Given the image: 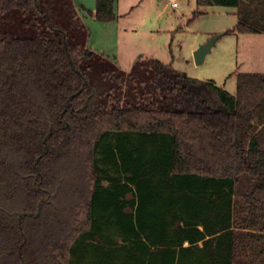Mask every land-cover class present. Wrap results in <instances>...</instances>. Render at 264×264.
I'll return each mask as SVG.
<instances>
[{
	"label": "trees",
	"instance_id": "trees-1",
	"mask_svg": "<svg viewBox=\"0 0 264 264\" xmlns=\"http://www.w3.org/2000/svg\"><path fill=\"white\" fill-rule=\"evenodd\" d=\"M195 3L264 35V0ZM80 11L0 0V264H264V74L231 95L153 58L123 71Z\"/></svg>",
	"mask_w": 264,
	"mask_h": 264
},
{
	"label": "rangeland",
	"instance_id": "rangeland-1",
	"mask_svg": "<svg viewBox=\"0 0 264 264\" xmlns=\"http://www.w3.org/2000/svg\"><path fill=\"white\" fill-rule=\"evenodd\" d=\"M175 1L177 8L166 0H114L115 20L103 23L90 14L95 0H74L85 8L80 15L89 31L87 47L123 71H130L141 57L153 58L191 79L213 81L231 95L236 92L237 74H264V35L238 34L235 9ZM220 33L224 34L203 65L196 66L193 52ZM254 183L244 176L235 193L249 192Z\"/></svg>",
	"mask_w": 264,
	"mask_h": 264
},
{
	"label": "water",
	"instance_id": "water-1",
	"mask_svg": "<svg viewBox=\"0 0 264 264\" xmlns=\"http://www.w3.org/2000/svg\"><path fill=\"white\" fill-rule=\"evenodd\" d=\"M224 33H220L218 35L213 36L211 39H209L205 44L198 46V48L193 52V58H194V63L196 66H202L206 56L210 53L211 48L215 45V43L222 37ZM73 96L69 98L71 100ZM49 135L44 140V143L46 142L47 138ZM47 153V148L45 149L44 154ZM39 161V158L36 159V163ZM46 201V198H42L41 201L38 204L37 207V213L35 217H37L40 214L41 211V206L42 204ZM23 217V216H22Z\"/></svg>",
	"mask_w": 264,
	"mask_h": 264
},
{
	"label": "built area",
	"instance_id": "built-area-1",
	"mask_svg": "<svg viewBox=\"0 0 264 264\" xmlns=\"http://www.w3.org/2000/svg\"><path fill=\"white\" fill-rule=\"evenodd\" d=\"M169 5L173 8H177V4H176V1L175 0H166Z\"/></svg>",
	"mask_w": 264,
	"mask_h": 264
}]
</instances>
